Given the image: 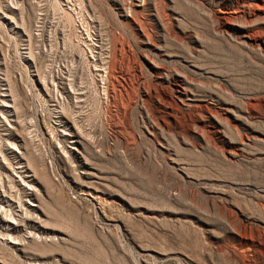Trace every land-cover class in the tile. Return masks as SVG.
Listing matches in <instances>:
<instances>
[{"label": "rangeland", "instance_id": "374dc122", "mask_svg": "<svg viewBox=\"0 0 264 264\" xmlns=\"http://www.w3.org/2000/svg\"><path fill=\"white\" fill-rule=\"evenodd\" d=\"M134 3L0 0V264H264V0Z\"/></svg>", "mask_w": 264, "mask_h": 264}, {"label": "bare ground", "instance_id": "6f19581e", "mask_svg": "<svg viewBox=\"0 0 264 264\" xmlns=\"http://www.w3.org/2000/svg\"><path fill=\"white\" fill-rule=\"evenodd\" d=\"M134 1H135L134 6L138 7V6H141L139 4H143L145 1L150 2L151 0H134Z\"/></svg>", "mask_w": 264, "mask_h": 264}]
</instances>
